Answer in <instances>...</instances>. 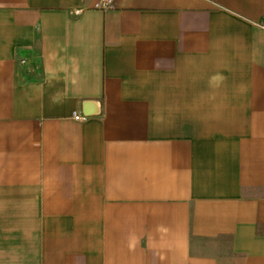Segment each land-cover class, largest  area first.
<instances>
[{"label":"crops","instance_id":"0c3cea01","mask_svg":"<svg viewBox=\"0 0 264 264\" xmlns=\"http://www.w3.org/2000/svg\"><path fill=\"white\" fill-rule=\"evenodd\" d=\"M0 264H264V0H0Z\"/></svg>","mask_w":264,"mask_h":264},{"label":"built area","instance_id":"2783aa9c","mask_svg":"<svg viewBox=\"0 0 264 264\" xmlns=\"http://www.w3.org/2000/svg\"><path fill=\"white\" fill-rule=\"evenodd\" d=\"M103 1H104L105 4H110V0H103ZM22 62L25 63L26 60L23 59ZM74 117L75 118H80V119H84L85 118L84 115H75Z\"/></svg>","mask_w":264,"mask_h":264}]
</instances>
